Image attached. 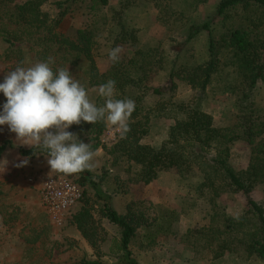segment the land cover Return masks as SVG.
Wrapping results in <instances>:
<instances>
[{
	"label": "rangeland",
	"instance_id": "rangeland-1",
	"mask_svg": "<svg viewBox=\"0 0 264 264\" xmlns=\"http://www.w3.org/2000/svg\"><path fill=\"white\" fill-rule=\"evenodd\" d=\"M218 2L219 0H108L107 6H100L96 0H44L42 7L60 19L58 30L70 38H75L80 30L90 32L99 72H106L112 67L113 62L108 53L120 46L122 52L118 71L121 72L122 69L136 77L142 73L139 66H136L146 63L148 65H143L147 70L145 85L160 87L168 82V72L172 65L181 69L184 65L193 66L207 59V32L201 31L187 39V31L190 25H201L211 19L213 31L220 33L221 17L216 16ZM117 10H121L118 20L113 18V13ZM231 12L234 18L230 21L238 22L245 17H255L253 14L264 20V9L260 11L249 7L248 10H240L238 16L236 11ZM124 31L132 34V45L123 40ZM6 47L7 44L0 38V83L7 72L15 69L11 66V60H5L3 52ZM136 49L138 52L134 54ZM24 58L22 67L27 68L36 63L26 50ZM231 66L232 64L227 63L222 67L207 85L204 94L192 89L183 79H178L175 89L164 95L155 96L149 91L144 100L155 104L159 109L150 113L149 131L143 136L142 143L158 146L167 139L174 122L172 117L179 114L175 109L176 103L193 101L196 94L202 95L200 107L212 115L215 126L230 124L238 111L233 105L234 96L229 88L235 75ZM67 67L71 75L85 87L90 101L103 106L104 98L98 95V86L87 85L85 64ZM136 87H128L127 94L123 96L115 92L113 98L130 99L131 95L138 93L139 89ZM3 96L0 93V111L4 104ZM250 96L249 109L257 114H264V80L255 84ZM164 102H167V107L163 106ZM74 125L67 131L72 128L70 132L76 134L79 140L86 141L89 135L75 131ZM116 132L114 126L107 124L101 136L102 141L108 144L113 142ZM5 140H10L13 147L6 149L0 157V264H80L81 261H90L92 257L86 250L87 245L75 227L66 225L62 229L55 228L42 210L33 185L28 182L29 177L41 178L55 173L51 172L47 164V156H21L20 149L30 146H17L15 133L10 132L7 125L0 126V143ZM95 154V168L89 172L96 182L99 176H107L101 185L106 191V197L100 199L95 188L88 183L84 186L86 192L79 206L87 199L98 209L107 199L122 213L128 209V203L133 202L131 210L137 214L142 212L143 219L150 224L148 229L140 226L139 235H144L147 231H160L155 236V243H149L146 239L143 241V236L142 239L134 238L130 244V258L122 259L121 254L107 253L111 239L120 235L119 228L100 219L106 231L102 249L107 257L99 259L95 256L94 260L102 264H129V260H135L137 264H264L255 257L245 258L228 252L211 259L212 253L201 247L203 236L198 232L204 226L220 225L222 228L224 216L237 218L247 209L246 198L242 193L224 192L211 201V195L206 191L200 193L196 190V185L202 179L197 171L181 176L176 170L169 169L159 172L147 184L129 183L127 177L132 175L134 169L126 173L118 165L111 166L110 156L101 148ZM249 157L250 147L245 141L231 143L227 161L232 168H246ZM25 159L28 160L27 165L17 166ZM250 195L264 207V181L255 186ZM213 216L214 219L211 218ZM168 222L171 223L169 230L165 228Z\"/></svg>",
	"mask_w": 264,
	"mask_h": 264
},
{
	"label": "trees",
	"instance_id": "trees-1",
	"mask_svg": "<svg viewBox=\"0 0 264 264\" xmlns=\"http://www.w3.org/2000/svg\"><path fill=\"white\" fill-rule=\"evenodd\" d=\"M44 0H0V38L7 44L3 54L5 60H11V66H23L24 50L30 53L35 62L47 61L51 57L54 61L51 68L56 72L59 68L79 67L85 64L84 74L88 86H99L108 80L116 82L115 92L120 96L127 94L128 87L139 89L131 95L135 102V110L129 119L130 131L125 137L115 133V140L111 143L102 141L101 136L107 128L104 121L90 124L81 122L74 125V130L89 135L84 143H90L91 150L101 148L111 158V166L118 165L126 173L134 169L127 177L129 183L147 184L155 179L159 172L174 169L181 176L197 171L202 177L196 185L200 193L207 192L211 201L221 193H242L246 198L247 209L240 217H225L223 227L220 225L204 226L201 247L212 253L211 259L219 258L224 252L239 254L245 258H256L264 263V207L250 195L255 186L264 181V114H257L249 109V100L255 84L264 80V20L261 17H245L240 21H230L234 18L231 11L264 9V0H219L216 16H220V33L213 31L212 20L201 25H190L187 39L201 31L208 34L207 59L193 66L184 65L181 69L174 68L168 72V82L164 86L151 87L145 85L147 70L140 63L142 73L136 77L130 76L113 63L106 72H99L93 54L91 34L87 30H80L75 38L58 30L60 19L52 16L42 7ZM100 6H107L108 0H96ZM121 14V10L113 13V18ZM264 15V13H263ZM264 18V17H263ZM229 21V22H228ZM123 40L133 44L132 34L123 32ZM130 38V39H129ZM178 45V50H180ZM138 49L134 51V54ZM134 56V55H133ZM132 59V58H131ZM130 59V60H131ZM232 64L234 80L230 90L234 96L233 105L237 108L235 119L228 125L218 127L213 124L212 115L201 109L202 95H197L193 101L176 103L175 109L179 114L172 117L167 139L158 146L142 143V138L149 131V116L159 107L144 100L150 93L164 95L173 91L178 79H183L192 89L203 92L212 78L221 71L225 64ZM120 67V66H119ZM135 68V67H134ZM133 68V69H134ZM130 81V83H128ZM140 84V85H139ZM127 85V86H126ZM6 97L3 96V103ZM167 102L163 104L166 106ZM167 107V106H166ZM72 131V128L70 129ZM245 141L250 147V157L246 168L234 169L228 163L231 143ZM10 140L0 143V157L3 152L12 148ZM23 157L43 154V150L22 148ZM111 167H108L110 169ZM196 169V170H195ZM61 174V173H59ZM75 181L82 187L83 201L86 184H91L100 199L106 197L105 189L101 186L107 176H99L98 181L92 179L88 170L78 174H62ZM210 201V199H209ZM79 204L71 213L67 225H73L80 236L92 248L94 255L100 258L102 243L106 235L100 219L119 228L120 235L114 239V253L122 255V259L131 255L130 244L134 238L143 236L149 243H155V236L160 231H147L139 235V227L149 228L143 219V213L137 214L128 203L125 212H118L106 199L95 209L87 199ZM216 216V215H215ZM211 217L214 219V217ZM246 226V228H245ZM171 227L168 222L167 230ZM150 230V229H149ZM114 249V248H113ZM129 264H137L129 260ZM80 264H102L98 261H81Z\"/></svg>",
	"mask_w": 264,
	"mask_h": 264
},
{
	"label": "clouds",
	"instance_id": "clouds-1",
	"mask_svg": "<svg viewBox=\"0 0 264 264\" xmlns=\"http://www.w3.org/2000/svg\"><path fill=\"white\" fill-rule=\"evenodd\" d=\"M122 48L108 53L113 63H119ZM51 57L30 67L17 66L7 72L0 93L6 97L0 111V126L7 125L15 133L17 146L43 150L51 172L78 174L95 168V152L67 129L81 122L95 124L104 121L115 127L123 138L130 131L129 119L135 110L131 99H114V80L98 86L103 106L91 102L85 87L75 79L68 67L54 72ZM25 159L17 166L27 165Z\"/></svg>",
	"mask_w": 264,
	"mask_h": 264
},
{
	"label": "built area",
	"instance_id": "built-area-1",
	"mask_svg": "<svg viewBox=\"0 0 264 264\" xmlns=\"http://www.w3.org/2000/svg\"><path fill=\"white\" fill-rule=\"evenodd\" d=\"M28 182L37 188L50 223L55 228H64L83 196L82 187L75 180L56 172L41 178L29 177Z\"/></svg>",
	"mask_w": 264,
	"mask_h": 264
},
{
	"label": "crops",
	"instance_id": "crops-1",
	"mask_svg": "<svg viewBox=\"0 0 264 264\" xmlns=\"http://www.w3.org/2000/svg\"><path fill=\"white\" fill-rule=\"evenodd\" d=\"M33 188L35 189V191H36V193H37V195H38V198H39V200H40V196H39V192H38V190H37V188L35 187V186H33ZM40 205H41V200H40ZM41 207H42V205H41ZM42 210H43V208H42ZM46 215V214H45ZM105 220V219H104ZM107 222V221H106ZM109 223V222H108ZM111 224V223H110ZM76 229V228H75ZM77 231V230H76ZM78 232V231H77ZM78 234H79V232H78ZM79 236H80V234H79ZM110 236V235H109ZM109 236H108V238H109ZM80 238L86 243V245H87V252H88V254H89V256L90 257H92L91 259H90V261L91 262H94V261H96V259L94 260V258H95V255H94V253H93V250H92V248L89 246V244L80 236ZM107 238V239H108ZM118 238V237H117ZM114 242V243H113ZM113 243V244H112ZM115 244V240H114V238L113 239H111V243H110V246L108 247V249H107V253L108 254H112L113 253V251L115 250V247H113V245ZM114 248V249H113ZM101 251H102V253H103V255L100 257L101 259H103L104 257H107L106 255H105V251H104V249H102V247H101ZM116 254V253H115ZM118 254V253H117ZM94 255V256H93ZM99 258V259H100Z\"/></svg>",
	"mask_w": 264,
	"mask_h": 264
}]
</instances>
